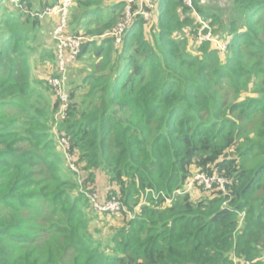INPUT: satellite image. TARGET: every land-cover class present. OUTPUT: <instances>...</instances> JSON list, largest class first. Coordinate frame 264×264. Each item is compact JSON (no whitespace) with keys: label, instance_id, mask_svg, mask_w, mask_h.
Instances as JSON below:
<instances>
[{"label":"trees","instance_id":"1","mask_svg":"<svg viewBox=\"0 0 264 264\" xmlns=\"http://www.w3.org/2000/svg\"><path fill=\"white\" fill-rule=\"evenodd\" d=\"M113 1L70 9L86 68L69 72L62 121L39 76L55 44L35 16L59 0H0V264H264V0H232L229 21L219 0H193L225 54L199 40L184 0H160L116 47ZM198 173L225 191L174 197ZM98 174L118 214L95 209Z\"/></svg>","mask_w":264,"mask_h":264},{"label":"built area","instance_id":"2","mask_svg":"<svg viewBox=\"0 0 264 264\" xmlns=\"http://www.w3.org/2000/svg\"><path fill=\"white\" fill-rule=\"evenodd\" d=\"M160 0H124L125 9L123 15L118 22L117 26L110 33L114 38L115 46L121 47L123 38L128 30L132 27L133 23L138 17L143 18L145 21L153 22L157 17V9ZM186 6L191 9L192 15L196 17L197 23L201 26L199 31V40L201 42H210L218 46L220 51L225 54L228 50L229 43L227 41H220L215 37L213 27L209 21H205L195 10L193 0H184ZM13 3L19 7L20 0H13ZM74 0H59L58 5L46 8L43 12L35 14L40 20H52L57 18L56 26L51 33L52 42L56 48L57 59V77L53 78L52 86L55 89L56 95L60 100L61 106L56 115V119H64L67 115L69 108V100L65 91L66 84L70 69L75 66L81 52L82 44L85 39L69 32V16L70 9L73 7ZM24 8V7H23ZM27 10V9H26ZM28 13V11H26ZM69 144V143H68ZM66 151V149H65ZM74 157L70 158L72 162ZM228 181L219 176H208L204 173L196 174L190 179L184 191L174 193V197L191 192L195 187H202L205 190H210L214 187L225 191ZM156 197V195H155ZM93 205L96 210L103 212H111L118 214L122 205L115 198L107 203H100L97 195L92 198ZM103 205H106L105 207ZM245 214L241 216V222L244 220ZM235 264H242L235 260Z\"/></svg>","mask_w":264,"mask_h":264},{"label":"rangeland","instance_id":"3","mask_svg":"<svg viewBox=\"0 0 264 264\" xmlns=\"http://www.w3.org/2000/svg\"><path fill=\"white\" fill-rule=\"evenodd\" d=\"M119 1H121V0H119ZM205 1V0H204ZM211 2L213 1V0H210ZM207 5V4H206ZM231 5H232V0H219V3H215V6L217 7H219V8H226V13L227 14H225L223 17H224V20L223 21H229V19H230V7H231ZM207 6H209V5H207ZM27 8H25V12L26 11H28V10H26ZM28 13H29V11H28ZM106 16H108L109 14H110V11L108 10V11H106ZM157 19H158V17H156L155 18V21H157ZM56 21H57V18L55 17L54 19H52L51 21L50 20H45V23L47 24V23H49V22H52L53 23V28L50 26V30H47V29H41V33L42 34H44L45 32L44 31H47V32H49V33H52V31H53V29H54V27L56 26ZM85 22H83L82 23V26L83 25H85L84 24ZM222 27L224 28V26L222 25ZM219 29V27L218 26H216V29ZM50 35V34H49ZM52 45H54V43L52 42V40H48V47L51 49V46ZM39 50H41V51H43V48L42 47H39ZM47 53L49 52V51H47V50H45ZM50 53V52H49ZM54 57H56V54H54V56L53 57H51V60L50 61H47V63L49 64V66H47L46 67V65H43V64H40V67H41V71H40V77L42 78V80L43 79H48L49 80V86H51L53 89H54V87L52 86V80H53V76H51V75H53V74H49L48 72H47V69H49V68H51V69H56V67H55V58ZM56 64H57V59H56ZM86 68V65L84 64L83 65V63L82 62H78L77 61V63L75 64V66H73V68H71L70 69V71L72 72V74L75 72V71H77L78 70V72L77 73H75V76H77V75H79V71H83L84 69ZM55 71V70H54ZM80 76H82L81 75V73H80ZM68 83L66 84V89H65V91H66V93H67V89H68ZM54 91H55V89H54ZM53 99H54V97H53ZM127 117V116H126ZM62 121H64V119H62ZM62 121H59L58 123H56L55 122V124H54V128H53V131H54V133L58 136H56V138H57V140H58V148H59V150H61L62 152H63V154H65V156H66V153H65V149L67 148V147H69V142L65 139V138H60L59 136H60V133H59V126H60V124H61V122ZM73 160H76V159H73ZM74 168V170H76V167L74 166L73 167ZM81 176H82V173L80 172L79 174H78V176H77V178L79 179V180H81V183H80V185H79V191L80 190H84V188H83V184H82V180H83V177H82V179H81ZM98 179H97V185H98V187H99V189H98V191L96 192V194H98V201L100 202V200H101V197H103V201L102 202H104V197L106 196V194H107V192H108V189L110 188V186L108 185V182H106V181H104V179H105V177L104 176H102V174H98V177H97ZM80 182V181H79ZM198 193V192H197ZM196 193V194H197ZM195 194V195H196ZM105 203V202H104ZM104 207L106 206V205H103ZM106 208V207H105ZM111 223L110 222H107V223H105V226L104 227H106V230L105 231H107L106 233H108V232H110V231H112V229L114 228V225H110ZM105 229V228H104Z\"/></svg>","mask_w":264,"mask_h":264},{"label":"crops","instance_id":"4","mask_svg":"<svg viewBox=\"0 0 264 264\" xmlns=\"http://www.w3.org/2000/svg\"><path fill=\"white\" fill-rule=\"evenodd\" d=\"M122 2L124 1V0H121ZM121 1H119V0H114L112 3H119V2H121ZM51 21V20H50ZM47 25H49V28H50V26L53 28V23L52 22H49V23H47Z\"/></svg>","mask_w":264,"mask_h":264}]
</instances>
